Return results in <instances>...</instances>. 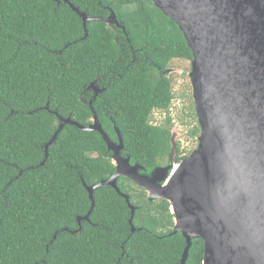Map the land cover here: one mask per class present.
Listing matches in <instances>:
<instances>
[{
    "label": "trees",
    "instance_id": "trees-1",
    "mask_svg": "<svg viewBox=\"0 0 264 264\" xmlns=\"http://www.w3.org/2000/svg\"><path fill=\"white\" fill-rule=\"evenodd\" d=\"M87 23L59 0H0V264H180L186 246L171 234L174 216L165 200L119 178V190L84 187L114 173L111 154L97 132L65 125L45 158V145L68 118L91 124L89 86L103 90L92 102L103 131L122 154L146 172L167 162L173 94L167 76L174 59L192 61L177 25L151 0H69ZM121 27V28H120ZM122 27L124 29H122ZM199 128L189 133L195 137ZM97 153V154H92ZM174 163H180L179 149ZM43 162V164H41ZM204 242L192 239L186 264H202Z\"/></svg>",
    "mask_w": 264,
    "mask_h": 264
},
{
    "label": "water",
    "instance_id": "water-1",
    "mask_svg": "<svg viewBox=\"0 0 264 264\" xmlns=\"http://www.w3.org/2000/svg\"><path fill=\"white\" fill-rule=\"evenodd\" d=\"M61 1L81 18L84 37L91 21L118 26L112 10L106 18H89L69 0ZM151 2L177 25L192 54L190 82L200 128L197 149L170 177L174 166L157 169V178L156 173L140 175L139 167L120 155L123 141L118 129V143L103 131L91 106L101 92L93 83L91 124L83 126L54 113L59 125L45 145L44 159L65 125L99 133L113 152L115 173L93 186L84 184L91 207L77 219V231L80 221L89 219L93 191L102 186L125 200L131 212L130 235L136 231L135 207L117 187L118 178L125 177L145 189L150 201L170 204L171 234L181 233L186 242L180 264H186L192 239L197 238L204 242L202 264H264V0ZM171 147L170 157L176 152L172 142Z\"/></svg>",
    "mask_w": 264,
    "mask_h": 264
},
{
    "label": "rangeland",
    "instance_id": "rangeland-1",
    "mask_svg": "<svg viewBox=\"0 0 264 264\" xmlns=\"http://www.w3.org/2000/svg\"><path fill=\"white\" fill-rule=\"evenodd\" d=\"M190 73L189 60L174 59L169 63L167 76L171 81L172 102L167 111L154 110L150 116V123L157 126H163L168 117L171 119V142L176 145V150L179 149L181 156L186 158L197 149V138L200 135L199 132L192 137L189 133L199 128L192 98Z\"/></svg>",
    "mask_w": 264,
    "mask_h": 264
},
{
    "label": "flooded vegetation",
    "instance_id": "flooded-vegetation-1",
    "mask_svg": "<svg viewBox=\"0 0 264 264\" xmlns=\"http://www.w3.org/2000/svg\"><path fill=\"white\" fill-rule=\"evenodd\" d=\"M121 28V27H120ZM94 85H95V83H94ZM95 87L97 88V89H100L101 90V92H99L98 94H97V96L100 94V93H102L103 92V90L101 89V88H99L98 86H96L95 85ZM90 90V92H91V94H92V97H91V99L93 98V96H94V90H92V89H89ZM96 96V97H97ZM95 97V98H96ZM95 100V99H94ZM92 121V120H91ZM155 126H157V125H155ZM115 132H116V129H115ZM116 137H117V139L114 141V140H112V139H110L112 142H114V143H118V136H117V133H116ZM123 150V149H122ZM109 151V150H108ZM178 151V148H177V150H176V152ZM110 152V154H111V160H112V164L114 165V168H115V171H116V166H117V163L114 161V159H113V152L112 151H109ZM175 152V153H176ZM92 154H97V153H92ZM120 155H121V157L122 158H124V159H126V158H129V156H124L123 154H122V151L120 152ZM176 156V154H174L172 157H170V154H169V158H168V161L167 162H165L164 161V163H162V164H160V165H158L157 166V164H156V166L151 170V171H149V172H146L145 171V169L143 168V167H141L138 163H134V164H132L131 162H130V158H129V164L131 165V166H135V165H137L139 168H138V172H139V174L140 175H144V176H147V177H151V176H153L154 175V173H156L155 174V176H156V178H157V172H155L157 169H159V168H165V167H168V166H178V165H180L185 159H186V157L180 162V163H178V164H176V163H174V157ZM172 170L173 169H171V170H169V175H168V177H170V175L172 174ZM115 171H114V173H115ZM113 173V174H114ZM119 178H124V179H126V180H128V181H130L132 184H134V185H136V186H138L137 184H135L134 182H132L131 180H129L128 178H125V177H119ZM118 178V179H119ZM118 181V180H117ZM162 184H164V183H162ZM118 187V186H117ZM139 187V186H138ZM140 189H142L141 187H139ZM142 190H144L145 191V193H146V196H147V199H148V192L145 190V189H142ZM121 192V191H120ZM122 193V192H121ZM122 194H124V193H122ZM126 195V194H125ZM149 200V199H148ZM157 200H159V199H154V200H152V201H157ZM150 201V200H149ZM151 202V201H150Z\"/></svg>",
    "mask_w": 264,
    "mask_h": 264
},
{
    "label": "bare ground",
    "instance_id": "bare-ground-1",
    "mask_svg": "<svg viewBox=\"0 0 264 264\" xmlns=\"http://www.w3.org/2000/svg\"><path fill=\"white\" fill-rule=\"evenodd\" d=\"M178 168V166L173 169V170H176ZM170 178L166 181L167 183L169 182Z\"/></svg>",
    "mask_w": 264,
    "mask_h": 264
}]
</instances>
